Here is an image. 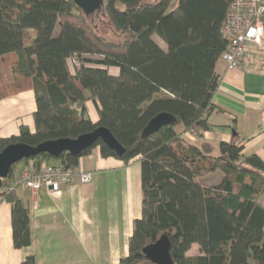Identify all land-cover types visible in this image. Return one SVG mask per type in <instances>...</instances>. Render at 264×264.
I'll return each mask as SVG.
<instances>
[{
	"label": "trees",
	"instance_id": "obj_1",
	"mask_svg": "<svg viewBox=\"0 0 264 264\" xmlns=\"http://www.w3.org/2000/svg\"><path fill=\"white\" fill-rule=\"evenodd\" d=\"M230 1L103 0L98 12L86 15L73 0H0V98L31 87L36 103L35 131L21 125L17 135L0 137V151L18 142L76 138L98 126L124 148L117 155L98 139L78 154L39 153L13 164L0 187L10 185L21 161L31 162L34 171L51 160L76 168L96 146L102 157L125 163L138 156L141 217L133 220L128 255L117 264H153L142 248L162 234L171 241L174 264H264V161L243 155L236 142H220L215 155L185 135L208 128ZM98 16L120 41L98 32ZM71 57L76 64L70 69ZM87 100L96 107L95 121L86 115ZM161 113L174 120L142 136ZM216 171L222 174L218 183H199ZM4 198L11 206L13 246L27 247L30 211L15 191ZM192 244L200 254H187ZM20 264H36L35 257Z\"/></svg>",
	"mask_w": 264,
	"mask_h": 264
},
{
	"label": "crops",
	"instance_id": "obj_2",
	"mask_svg": "<svg viewBox=\"0 0 264 264\" xmlns=\"http://www.w3.org/2000/svg\"><path fill=\"white\" fill-rule=\"evenodd\" d=\"M109 72L117 75L118 68L110 67ZM215 72L219 83L208 128L197 129L192 141L208 145L212 154L219 153L220 142H236L242 145L243 155L257 154L264 161V67L229 70L219 58ZM35 109L31 87L0 98V137L17 135L21 125L34 132ZM89 118L97 120L96 107ZM178 131H183L181 126ZM29 164L18 163L13 178ZM76 169L93 171L92 180L63 185L57 196L45 187L35 194L24 187L15 190L31 214L32 241L27 247L13 246L11 206L0 202V264H20L28 255L35 257L36 264H117L128 255L133 220L141 217L142 209L139 157L125 163L102 157L96 146L79 159ZM260 201L264 203V197ZM187 254H200L198 245L192 244Z\"/></svg>",
	"mask_w": 264,
	"mask_h": 264
},
{
	"label": "built area",
	"instance_id": "obj_3",
	"mask_svg": "<svg viewBox=\"0 0 264 264\" xmlns=\"http://www.w3.org/2000/svg\"><path fill=\"white\" fill-rule=\"evenodd\" d=\"M222 34L226 39V48L221 54L227 69L255 71L264 67V0H232L226 9ZM70 69L76 64V58L68 61ZM195 130L188 129L185 135L193 138ZM93 171L64 168L61 164L49 162L39 171H34L32 163L24 167L8 186L0 187V202L5 194L24 187L35 194L41 187L49 194L57 196L63 185L70 183H89Z\"/></svg>",
	"mask_w": 264,
	"mask_h": 264
},
{
	"label": "water",
	"instance_id": "obj_4",
	"mask_svg": "<svg viewBox=\"0 0 264 264\" xmlns=\"http://www.w3.org/2000/svg\"><path fill=\"white\" fill-rule=\"evenodd\" d=\"M86 15L98 12L101 9L103 0H73ZM174 120V117L161 113L154 117L144 128L142 136H147L157 130L160 126ZM100 139L108 148L115 151L117 155L124 152L123 146L114 137L111 131L98 126L93 131L83 133L76 138H58L46 140L37 145L26 143H13L7 145L0 151V178H6L11 166L24 158L35 156L39 153H48L58 157L61 153L67 152L78 154L88 147H91ZM171 241L167 234L160 237L142 248V253L153 264H174L171 256Z\"/></svg>",
	"mask_w": 264,
	"mask_h": 264
},
{
	"label": "rangeland",
	"instance_id": "obj_5",
	"mask_svg": "<svg viewBox=\"0 0 264 264\" xmlns=\"http://www.w3.org/2000/svg\"><path fill=\"white\" fill-rule=\"evenodd\" d=\"M95 23H97L98 25V32L100 34H103L106 39L112 40V41H120V36L117 35L116 32L113 31V29L110 26V23L108 22V20L106 18H101V16H98L95 19ZM157 42L160 43V45L164 46V44L162 43V41L156 37ZM262 62H264V54L262 56ZM87 113L86 115L89 117H93L95 114V106L93 104V102L91 100L87 101ZM217 155V154H215ZM222 178V174L221 172H214V173H209L206 176L202 177V178H198L199 183H201L202 185L205 186H210L213 184H216L220 181V179ZM264 197V194L260 196V199Z\"/></svg>",
	"mask_w": 264,
	"mask_h": 264
}]
</instances>
